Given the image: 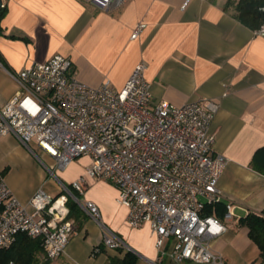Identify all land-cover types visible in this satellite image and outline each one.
<instances>
[{"label": "crops", "instance_id": "1", "mask_svg": "<svg viewBox=\"0 0 264 264\" xmlns=\"http://www.w3.org/2000/svg\"><path fill=\"white\" fill-rule=\"evenodd\" d=\"M1 1L0 107L17 89L9 72L55 54L68 57L74 76L90 86L108 81L120 89L144 62L154 100L215 104L209 129L214 152L227 158L219 187L234 218L212 249L226 264H256L260 250L239 219L264 210V173L258 170L264 154L254 158L264 147V36L234 16L236 0H125L111 9L88 0ZM139 23L145 26L133 38ZM89 162L80 155L51 174L14 134H0V174L23 203L39 188L58 194L61 184L83 175ZM72 193L78 201L69 199L78 210L68 217L74 234L65 253L46 259L42 250L35 264H109L127 250L137 256L135 264H189L159 257L148 222L128 224V208L118 202L112 182L87 177L83 192ZM86 201L97 205L100 222L80 205ZM106 228L122 247L104 246Z\"/></svg>", "mask_w": 264, "mask_h": 264}, {"label": "built area", "instance_id": "2", "mask_svg": "<svg viewBox=\"0 0 264 264\" xmlns=\"http://www.w3.org/2000/svg\"><path fill=\"white\" fill-rule=\"evenodd\" d=\"M88 1L111 9L125 0ZM144 26L137 24L131 36L136 37ZM254 32L264 36V23ZM145 70L146 64L139 62L123 87L114 89L108 81L97 86L79 81L71 60L63 55L32 61L9 72L17 89L0 107V134H14L51 174L87 155L90 162L71 188L82 193L87 177L112 182L118 202L128 208V224H150L160 258L226 264L212 249L213 241L234 218L230 202H225L221 217L213 206L223 201L219 179L227 163L224 155L214 152L209 129L216 106L154 100ZM71 188L61 184L58 194L39 188L23 203L0 174V249L25 232L40 239L46 259L64 254L74 234L68 218L69 196L78 201ZM80 205L100 222L95 203ZM208 205L211 214L205 213ZM101 242L110 249L123 245L107 228Z\"/></svg>", "mask_w": 264, "mask_h": 264}, {"label": "trees", "instance_id": "3", "mask_svg": "<svg viewBox=\"0 0 264 264\" xmlns=\"http://www.w3.org/2000/svg\"><path fill=\"white\" fill-rule=\"evenodd\" d=\"M4 13V6H0V21ZM234 16L251 29L259 28L264 23V0H236ZM258 154H264V147L255 153L254 158H257ZM258 168L264 173V165L258 166ZM68 186L71 188V185ZM71 190L74 189L71 188ZM68 206L69 215L74 216L78 210L77 204L69 199ZM213 206L215 214L221 217L225 211V202L221 201ZM205 213H213L211 205L206 207ZM239 222L247 227L250 239L258 246L260 258L264 260V210H251L241 217ZM42 250L39 238H33L25 232H19L9 247L0 249V264H8L9 261H13L14 264H35L37 254ZM136 259L137 256L132 251L127 250L121 258L112 257L109 264H135Z\"/></svg>", "mask_w": 264, "mask_h": 264}, {"label": "water", "instance_id": "4", "mask_svg": "<svg viewBox=\"0 0 264 264\" xmlns=\"http://www.w3.org/2000/svg\"><path fill=\"white\" fill-rule=\"evenodd\" d=\"M2 3V1L0 0V4Z\"/></svg>", "mask_w": 264, "mask_h": 264}]
</instances>
